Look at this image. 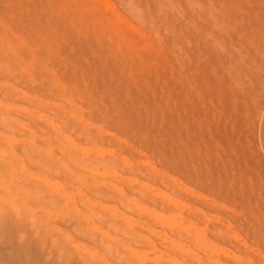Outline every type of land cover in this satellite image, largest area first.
<instances>
[{
	"label": "rangeland",
	"instance_id": "rangeland-1",
	"mask_svg": "<svg viewBox=\"0 0 264 264\" xmlns=\"http://www.w3.org/2000/svg\"><path fill=\"white\" fill-rule=\"evenodd\" d=\"M0 104V166L12 147L66 189L0 185V264H88L86 247L96 264H264V0H0ZM23 123L48 155L23 154Z\"/></svg>",
	"mask_w": 264,
	"mask_h": 264
},
{
	"label": "bare ground",
	"instance_id": "bare-ground-1",
	"mask_svg": "<svg viewBox=\"0 0 264 264\" xmlns=\"http://www.w3.org/2000/svg\"><path fill=\"white\" fill-rule=\"evenodd\" d=\"M109 3H110V1H109ZM117 17V16H116ZM6 32V31H5ZM7 53H8V51H7ZM11 58V57H10ZM5 67V66H4ZM14 68V67H13ZM16 81V80H15ZM2 82V81H1ZM33 83V82H32ZM25 84V83H24ZM8 87V86H7ZM11 88V87H10ZM9 90V89H8ZM9 92V91H8ZM18 92V91H17ZM25 93V92H24ZM23 93V94H24ZM18 96H20V95H18ZM17 96V97H18ZM57 96V95H56ZM33 98V97H32ZM35 99L37 100V98L35 97ZM41 99V98H40ZM52 99V98H51ZM68 99V98H67ZM71 99V98H70ZM25 100V99H24ZM27 100V99H26ZM73 100V99H72ZM32 101V100H31ZM47 101V100H46ZM3 104V103H2ZM43 104H45V102L43 103ZM42 104V105H43ZM76 104V103H75ZM1 105V104H0ZM49 105V104H48ZM45 106H47V103H46V105ZM3 107H4V105H3ZM12 106H5V109H9V108H11ZM62 107V106H61ZM66 107V106H65ZM2 108V107H1ZM0 108V109H1ZM14 108H16V109H18V106L16 107H14ZM20 108V110L21 111H24V112H29V113H31L32 111L31 110H29L28 108H26V107H19ZM56 109V108H55ZM67 109V108H66ZM59 110H60V107H59ZM75 110V109H74ZM52 112V111H51ZM61 112V111H60ZM66 112V111H65ZM67 112H70L71 113V111H67ZM66 112V113H67ZM80 112V111H79ZM8 113H10V111L8 110L7 111V114H5V112H1V116L3 117L4 115H8ZM69 113V114H70ZM81 113V112H80ZM3 114V115H2ZM37 114H38V112H37ZM68 114V113H67ZM35 115V114H34ZM43 115V114H42ZM41 115V116H42ZM45 115V114H44ZM11 116V115H10ZM8 117L9 118V120H10V118H12V117ZM33 116V115H32ZM36 117H38L37 115H35ZM34 116V117H35ZM65 116V115H64ZM76 116V115H75ZM5 117V116H4ZM3 117V122L2 121H0V127H3L4 126V124H1V123H7L6 124V127H7V125L9 126L12 122H10V121H8V122H10V124H8V122H7V118L5 117L4 118ZM35 117V118H36ZM74 117V116H73ZM14 118V117H13ZM39 118H41L40 117V115H39ZM63 118V117H62ZM2 120V119H1ZM18 120V119H17ZM48 120H49V118H48ZM57 120V119H56ZM68 120V119H67ZM64 121V120H63ZM13 122H15V121H13ZM24 122H26V121H24ZM36 122V121H35ZM45 122V121H44ZM51 122V121H50ZM65 122V121H64ZM30 123V122H29ZM67 123V122H66ZM14 124V123H13ZM18 124V123H17ZM38 124V123H37ZM57 124V123H56ZM22 125V124H21ZM52 125L53 126H55L54 124H53V121H52ZM51 125V126H52ZM15 126H16V123H15ZM22 126H24V123H23V125ZM42 126V125H41ZM46 126V125H45ZM52 126V127H53ZM64 126H65V123H64ZM5 127V128H6ZM38 127V126H37ZM47 127V126H46ZM50 127V126H49ZM88 127V126H87ZM24 129H25V131H26V133H27V135H26V137L24 138V148L22 147V152H23V154H26V155H29V154H31V153H29V154H27V152H28V149H30L31 148V150L32 149H36V150H40V149H42L43 151L45 150V152L47 153V147H48V145L47 146H43V147H39V146H37L36 144V139L39 137H41V139H45V140H47V136L46 135H39L40 133H38V135L33 131V130H31V129H29V128H27L26 126H24L23 127ZM34 128V127H33ZM39 128V127H38ZM41 128V127H40ZM43 128V127H42ZM59 128H60V124H59ZM73 128V127H72ZM7 129H9V130H11L10 129V127L8 128H6V130ZM16 129V128H15ZM17 129H19V128H17ZM16 129V130H17ZM46 129V128H45ZM51 129V128H50ZM49 129V130H50ZM53 129V128H52ZM15 130V131H16ZM34 130H35V128H34ZM47 131H48V128L46 129ZM45 130V131H46ZM56 130H57V128H56ZM61 130V129H60ZM86 130V129H85ZM84 130V131H85ZM4 131V130H3ZM21 131H22V129H21ZM25 131H24V133H25ZM41 131V133H42V130H40ZM44 132V131H43ZM8 133V132H7ZM10 133H12V130H11V132ZM13 133H15L14 131H13ZM17 133V132H16ZM52 133V132H51ZM61 133H63V132H61ZM90 133V132H89ZM110 133V132H109ZM22 134V133H21ZM20 134V136H22ZM78 134V133H77ZM82 134V133H81ZM0 135H1V133H0ZM3 135V134H2ZM6 135V134H5ZM5 135H3V136H5ZM14 135V134H13ZM51 135V134H50ZM56 136H61V139L63 138V139H65V140H68V141H70V135L69 136H67V135H65V134H63V135H61V134H58L57 135V132H56V134H55ZM84 135V134H83ZM82 135V136H83ZM15 136V135H14ZM81 135L79 134V137H80ZM48 137H49V135H48ZM89 137V136H88ZM22 138V137H21ZM38 138V139H39ZM58 138V137H57ZM91 138V137H90ZM0 139L1 140H3L2 139V136L0 137ZM5 139H8L9 141L10 140H13L14 139V137H7V136H5ZM52 139V138H51ZM7 140V141H8ZM44 140V141H45ZM6 140H4V142H5ZM43 141V140H42ZM50 141V140H49ZM48 141V142H49ZM47 142V143H48ZM60 142V141H59ZM65 142V141H64ZM88 142V141H87ZM90 143L92 142V141H89ZM9 143V142H8ZM11 143V142H10ZM46 143V144H47ZM57 143V142H56ZM63 143V142H62ZM128 143V142H127ZM61 144V143H60ZM64 144V143H63ZM68 144V143H67ZM72 143H71V141H70V145H71ZM11 145V144H10ZM21 145V144H20ZM57 145H59V144H57ZM70 145H69V147H70ZM92 145V144H91ZM96 145V144H95ZM73 145H71V148L73 149L74 148V146L72 147ZM5 147V146H4ZM8 147V146H7ZM7 147H5V148H7ZM61 147H63V146H61ZM81 147V146H80ZM11 148L12 147H10V153H9V156H8V152H7V154H6V156H8V161L10 160V163L8 162V161H6V163L4 164V162H3V164L4 165H1L0 166V185H21V183L20 182H24V180L26 181L27 179H29L30 177H32V178H35L40 184H45V186L47 185V187L49 186L50 188H54V190L53 191H55L56 189H61L60 190V192H62V188H64V190H66L65 189V187H64V183H62V181L60 182V181H58V180H56L54 177V179L53 178H51V176H49V177H47V175L45 174V175H36V174H33L34 172H31L30 170H29V168H26L25 167V165L27 166V164H25V163H23V158L22 157H20V155L18 156V154L16 155L15 154V152L14 151H12L11 150ZM28 148V149H27ZM50 148V147H49ZM93 148H96V146L95 147H93ZM8 149V148H7ZM98 149V148H97ZM101 149V148H100ZM1 150H3V149H1ZM15 150V149H14ZM36 150H35V152H36ZM42 150L40 151V152H42ZM62 150V149H61ZM67 150H68V148H67ZM70 150V149H69ZM77 150V149H76ZM76 150H75V148L73 149V151H75V153H77L76 152ZM5 151V150H4ZM7 151V150H6ZM26 151V152H25ZM30 151V150H29ZM33 151V150H32ZM63 151V150H62ZM72 151V150H71ZM83 151V150H82ZM88 151V153H89V149L87 150ZM98 151V150H97ZM25 152V153H24ZM92 152V151H91ZM90 152V153H91ZM34 153V152H33ZM70 153V152H69ZM96 153V152H95ZM98 153L100 154L101 152H100V150L98 151ZM35 154H37V153H35ZM49 154H50V152H49ZM70 154H72L71 156H72V159L76 156V155H73L74 153H70ZM78 154V153H77ZM86 154H87V152H86ZM25 155V156H26ZM34 155V154H33ZM32 155V156H33ZM47 155H48V153H47ZM65 155V154H64ZM101 155H103V154H101ZM120 155V154H119ZM2 156V155H1ZM31 156V155H30ZM29 156V159H27V157H26V159L27 160H29L30 162H32V163H34L33 161H35L36 159H34V158H32V156L30 157ZM35 156V155H34ZM49 156H53L52 154L51 155H49ZM62 156V155H61ZM74 156V157H73ZM81 156V155H80ZM5 157V156H4ZM9 157H11L10 159H9ZM48 157V156H47ZM54 157V156H53ZM77 157V156H76ZM79 157V156H78ZM77 157V158H78ZM82 157V156H81ZM1 158V157H0ZM39 158V157H38ZM76 158V159H77ZM135 158V157H134ZM139 158H141V157H139ZM40 159V158H39ZM39 159H37L36 161H37V163H36V165H38V166H40V167H43L44 169H47L51 164H52V162H51V164H49V166L47 165L48 163H43L44 161H42V163H41V160H39ZM54 159H57V158H54ZM75 158H74V160H76ZM78 159H80V157L78 158ZM3 160H5V159H3ZM48 161L50 160V159H47ZM69 160H71V159H69ZM81 160V159H80ZM80 160H78V163H79V161ZM88 160V159H87ZM47 161V162H48ZM51 161H53V159H51ZM57 161L58 162H60L61 163V161H59L58 159H57ZM8 162V163H7ZM64 162V161H63ZM63 162L61 163V164H63ZM75 163H77V161H74ZM53 163H56V162H54L53 161ZM65 164H66V162H64ZM73 163V162H72ZM78 163L76 164V165H78ZM92 162H90L89 161V163L86 161V159L84 160V158L82 157V161L79 163V167H82V168H84V169H86V170H88V171H90V172H107L108 171V168H110V167H106V165H105V167H106V169H105V167H103V165L102 166H99V165H97V163H95L96 165H93V164H91ZM126 163H128L127 161H126ZM59 163H57V165H58ZM129 164V163H128ZM48 166V167H47ZM59 166H62V165H60L59 164ZM53 166L51 165V167H49L48 169H51ZM63 167H65V170L66 171H68L69 173H71L73 176L75 175V177H76V179H78V181L79 180H81L82 178L80 177V174L82 173V172H76V171H74V170H71V169H69V167H70V165H69V167L67 166L66 167V165H63ZM74 168V167H73ZM58 169H59V167H58ZM63 169V168H62ZM124 169V168H123ZM128 169V168H127ZM60 170V169H59ZM131 170V169H130ZM154 170V169H153ZM58 171V170H57ZM129 171V170H128ZM142 171V170H141ZM63 172V171H62ZM110 172V171H109ZM107 173V174H110V173ZM117 172V171H116ZM130 172V171H129ZM41 173H42V171H41ZM45 173V172H44ZM54 173V172H53ZM48 174H51V173H48ZM55 174H56V171H55ZM82 174H84V173H82ZM92 174V173H91ZM90 174V175H91ZM106 174V175H107ZM116 174V173H115ZM35 175V176H34ZM112 175V174H111ZM110 175V176H111ZM52 176H54V175H52ZM66 176H67V174H66ZM92 176H93V174H92ZM91 177V176H90ZM94 177H96V175L94 174ZM94 177H92V178H94ZM101 177V176H100ZM100 177H98V178H100ZM58 178V177H57ZM72 178V180L74 179L73 177H71ZM83 178H85V177H83ZM98 178H97V180H98ZM117 178V177H116ZM59 179V178H58ZM130 179V178H129ZM133 178H131L129 181H131ZM85 180L87 181V179L85 178ZM96 180V179H95ZM96 180V181H97ZM100 180H101V178H100ZM109 180V179H108ZM137 179H135V180H132L131 182H133V181H136ZM36 181V182H37ZM75 181H77V180H75ZM88 181H92V180H88ZM105 182H103V183H106L107 181L106 180H104ZM111 181V180H110ZM109 181V182H110ZM138 181V180H137ZM26 182H28V181H26ZM25 182V183H26ZM82 182V181H81ZM81 182L79 183V185L81 186L82 184H81ZM92 182H94V181H92ZM109 182H108V184H109ZM114 182V181H113ZM140 182V181H139ZM24 183V184H25ZM68 183H69V181H68ZM72 183V182H71ZM83 183V182H82ZM84 183H85V181H84ZM97 183H99V182H97ZM96 183V184H97ZM101 183H102V181H101ZM112 183V182H111ZM142 183V182H141ZM145 183V182H144ZM30 184V183H29ZM34 184H36V183H34ZM38 184V183H37ZM64 184V185H63ZM113 184V183H112ZM119 184V183H118ZM146 184V183H145ZM145 184H144V186H145ZM25 185H27V184H25ZM33 185V184H32ZM39 185V184H38ZM71 185V184H70ZM73 185V184H72ZM71 185V186H72ZM76 185H78V184H76ZM94 185V183H92V186ZM105 185H107V184H105ZM115 185H116V183H115ZM121 185V184H120ZM147 185V184H146ZM149 185V184H148ZM75 186V185H74ZM79 186V187H80ZM110 186V185H109ZM137 186V185H136ZM152 186V185H151ZM97 187V186H96ZM111 187V186H110ZM133 187V186H132ZM148 188H149V186H147ZM160 187V186H159ZM168 187V186H167ZM0 188H1V186H0ZM94 188H95V186H94ZM100 188V187H99ZM102 188V187H101ZM112 188V187H111ZM119 189V188H118ZM134 189V188H133ZM137 189V188H136ZM139 189V188H138ZM63 190V191H64ZM140 190V189H139ZM181 190V189H180ZM144 191V190H143ZM192 191V190H191ZM67 192V194H68V191H66ZM65 192V193H66ZM142 192V191H141ZM157 192V191H156ZM159 192V191H158ZM64 192H63V194H64V196L65 195H67V194H65ZM147 193V192H146ZM154 193V192H153ZM159 193H161V192H159ZM166 192L164 191V193H162L163 195H162V198H164V197H166V196H164V194H165ZM197 193V192H196ZM70 194V193H69ZM68 194V195H69ZM85 194V193H84ZM167 194V193H166ZM67 195V196H68ZM125 195V194H124ZM142 195V194H141ZM145 195V194H144ZM143 195V196H144ZM161 195V194H160ZM164 196V197H163ZM171 196V195H170ZM173 196V195H172ZM175 197V196H174ZM161 198V197H160ZM169 200H170V202L172 201V202H175L176 201V203H177V199L175 200V198H173V197H167ZM142 199V198H141ZM168 199H166V198H164L163 200H167V202H168ZM152 200H154L155 201V198L154 199H152ZM157 200H158V198H157ZM160 200V199H159ZM137 201V200H136ZM153 202V201H152ZM171 202V203H172ZM185 202V201H184ZM122 203V202H121ZM130 203V202H129ZM132 203H134V202H131V205H133ZM165 203V202H164ZM186 203V202H185ZM185 203L183 204V203H180V204H183V205H185ZM137 204V202L135 203V205ZM162 204H163V202H162ZM166 204V203H165ZM164 204V205H165ZM178 204H179V202H178ZM179 204V205H180ZM129 205V204H128ZM140 205V204H139ZM137 206V205H136ZM171 206H173V205H171ZM175 206V205H174ZM128 207V206H127ZM137 207H139V206H137ZM161 207H163L162 205H161ZM164 207H166V206H164ZM104 208V207H103ZM107 208V207H106ZM130 208V207H129ZM140 208H142V209H140V211H137V212H140L141 213V210H143V211H146V212H148L149 213V217H151V215L156 219V221H158L160 224L162 223V224H166V225H168V226H170V227H175V225H177L178 226V224H179V221L176 219V216H173V215H175V213H176V210L174 211L175 213L174 214H166V213H163V212H159V211H156V209L155 210H153V209H147L146 207H144V206H140ZM116 209V208H115ZM118 209V208H117ZM159 209V208H158ZM167 209H169V208H167ZM172 209V208H171ZM186 209V208H185ZM189 209V208H188ZM198 209V208H197ZM134 211V210H133ZM132 211V212H133ZM165 212V211H164ZM169 212H171L170 210H169ZM113 213V212H112ZM147 214V213H146ZM114 215V214H113ZM176 215H177V213H176ZM218 215V214H217ZM127 217V216H126ZM188 217V216H187ZM141 218V217H140ZM154 218H153V220H154ZM135 219V218H134ZM181 219V218H180ZM182 219H184V218H182ZM187 219V218H186ZM126 220L127 221H125L126 223V225H128V228L131 226V224H133V221L135 222V220H133L132 221V223H130L129 221L131 220H128L127 218H126ZM204 220V219H203ZM138 221H139V219H138ZM142 221V220H141ZM145 221V220H144ZM186 222V221H185ZM185 222H183V225L184 224H186ZM135 223H137V222H135ZM134 223V224H135ZM145 223H147V222H145ZM144 224V223H143ZM188 224V223H187ZM186 224V225H187ZM182 225V226H183ZM189 225V224H188ZM191 225V224H190ZM193 225H195V224H193ZM147 226H148V224H147ZM150 226V225H149ZM180 227H182L181 225H179ZM185 226V225H184ZM206 226V225H205ZM90 227V226H89ZM151 227V226H150ZM163 227V226H162ZM187 227V226H186ZM185 227V228H186ZM193 226H191V228H192ZM207 227V226H206ZM94 228V227H93ZM127 228V227H126ZM125 228V229H126ZM142 228V227H141ZM145 228V227H144ZM189 228V227H188ZM190 228V229H191ZM204 228V227H203ZM131 229V228H130ZM132 229H134V228H132ZM146 229V228H145ZM148 229V228H147ZM170 229V228H169ZM180 228L178 227V230H179ZM184 229V228H183ZM183 229H180V231H182ZM202 229V228H201ZM137 230V229H136ZM135 230V231H136ZM149 230V229H148ZM158 230V229H157ZM164 230V229H163ZM186 231L188 230V229H185ZM102 231V230H101ZM100 231V232H101ZM104 231V230H103ZM131 230H129V231H125V232H130ZM134 231V230H133ZM134 231V232H135ZM151 231H153V229L151 228L150 229V232ZM160 231H162V230H160ZM171 231V230H170ZM179 231V232H180ZM205 231V230H204ZM219 231H221V230H219ZM134 232H130L131 234H133ZM183 232H184V230H183ZM188 232V231H187ZM194 232H195V229H194ZM202 232V231H201ZM152 233H154V232H152ZM159 234H160V232H158ZM161 233H163V231L161 232ZM174 233H175V231H174ZM178 233V232H177ZM196 233V232H195ZM202 233H205V232H202ZM229 233V232H228ZM155 234H157V233H155ZM164 234H166L165 232H164ZM188 234V233H187ZM191 234V233H190ZM138 235V234H137ZM141 235V234H140ZM154 235V234H153ZM161 235L162 234H160V235H158L159 237H161ZM167 235V234H166ZM179 236H180V234H178ZM182 235V234H181ZM192 235H193V233H192ZM106 236V235H105ZM132 236V235H131ZM148 236V235H147ZM156 236V235H155ZM170 236V235H169ZM195 236V235H194ZM193 236V237H194ZM198 236V234H196V237ZM200 236V235H199ZM136 237V236H135ZM141 237V236H140ZM139 237V238H140ZM144 237V236H143ZM181 237V236H180ZM108 238V237H107ZM110 238V237H109ZM114 238V237H113ZM130 238V237H129ZM134 238V237H133ZM145 238V237H144ZM161 238H163V236L161 237ZM167 238V237H166ZM190 238H192V237H190ZM199 238V237H198ZM200 238H202L201 236H200ZM135 239V238H134ZM138 239V238H137ZM142 239V238H141ZM140 239V240H141ZM168 239V238H167ZM172 239L173 238H170V240H171V242H173L172 241ZM202 239H204V238H202ZM164 240V239H163ZM166 240V239H165ZM69 241V240H68ZM149 241V240H148ZM151 241V240H150ZM178 241V240H177ZM176 241V242H177ZM197 241H200V240H197ZM196 241V242H197ZM152 242H153V240H152ZM161 242V241H160ZM181 242V241H180ZM201 242V241H200ZM199 242V243H200ZM205 242V241H204ZM213 242V241H212ZM72 243V242H71ZM136 243V242H135ZM150 242H148L147 244H149ZM166 243H168V242H166ZM179 243V242H178ZM182 243V242H181ZM198 243V242H197ZM203 243V242H202ZM206 243H208V242H206ZM215 243V242H214ZM76 244V243H75ZM119 244V243H118ZM129 244H130V242H129ZM128 244V245H129ZM153 244V243H152ZM170 244V242L168 243V245ZM172 244V243H171ZM180 244V243H179ZM213 244V243H212ZM168 245H166L167 247H168ZM176 245V247L178 246L179 247V249H180V247L181 246H179L177 243L175 244ZM175 245H171V246H174L175 247ZM182 245V244H181ZM188 245V244H187ZM158 246V245H157ZM165 246V247H166ZM215 246V245H214ZM152 247L154 248L155 246H153L152 245ZM177 247V248H178ZM182 247H183V245H182ZM189 247V246H188ZM187 247V248H188ZM192 247V246H191ZM82 248V247H81ZM156 248V247H155ZM184 248V247H183ZM182 248V249H183ZM201 248V247H200ZM72 249V248H71ZM134 248H131V250H133ZM190 249V248H189ZM74 250V249H73ZM138 250V249H137ZM136 250V251H137ZM153 250V249H152ZM184 250H186L185 248H184ZM184 250H182V251H184ZM206 250V249H205ZM216 250V249H215ZM145 251V250H144ZM148 251V250H147ZM159 251H161V250H159ZM84 252H85V254H86V256L88 257L87 259L88 260H91L89 263H94L93 261L94 260H101V258H102V254H100L96 249H90V248H88V247H86L85 249H84ZM137 253V252H136ZM192 253V252H191ZM138 254V253H137ZM125 255V254H124ZM229 255V254H228ZM235 255V254H234ZM85 256V255H84ZM106 256V255H105ZM136 256V255H135ZM127 257V256H126ZM154 257V256H153ZM158 257V256H157ZM85 258V257H84ZM128 258V257H127ZM139 258H141V257H139ZM151 258V257H150ZM154 258H156V257H154ZM159 259H160V257H158ZM81 259V258H80ZM107 259V258H106ZM105 259V260H106ZM148 259V258H147ZM171 259V258H170ZM249 259V258H248ZM143 260V259H142ZM165 260V259H164ZM169 260V259H168ZM175 260V259H174ZM141 261V260H140ZM139 261V262H140ZM102 262V261H101ZM132 262V261H131ZM138 262V261H137ZM142 262V261H141ZM178 262V261H177ZM87 263V262H86ZM88 263V264H89ZM94 264H96V263H94ZM177 264V263H176Z\"/></svg>",
	"mask_w": 264,
	"mask_h": 264
}]
</instances>
